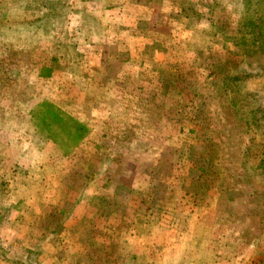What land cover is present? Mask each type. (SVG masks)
I'll return each mask as SVG.
<instances>
[{
    "label": "crops",
    "instance_id": "1",
    "mask_svg": "<svg viewBox=\"0 0 264 264\" xmlns=\"http://www.w3.org/2000/svg\"><path fill=\"white\" fill-rule=\"evenodd\" d=\"M185 5L186 0H100L94 5L97 13L88 18L99 25L91 31L102 38L99 48L84 52L81 74L69 64V83L55 88L53 101L45 99L85 127L71 153L63 155L37 135L34 145L27 141L33 134L26 123L43 98L32 106L16 102L15 95L6 99L9 110L0 115V227L5 224L10 238L26 248L20 262L219 264L199 247L191 227L197 230L198 217L210 212L199 201L216 192L209 185L199 190L195 168L181 165V156L170 149H184L191 132L180 118L173 120L166 103L173 98L170 73L196 53L184 46L189 35L182 25L189 22ZM25 72L18 77L21 86L30 79ZM174 95L184 103L189 99L180 90ZM190 167L195 177L189 176ZM80 169L85 172L81 189H66L64 179ZM95 200L106 205L100 208ZM35 229L41 242L22 244ZM7 241L1 237L0 248L9 245L10 251ZM7 258L3 253L0 264H15L14 257Z\"/></svg>",
    "mask_w": 264,
    "mask_h": 264
},
{
    "label": "rangeland",
    "instance_id": "2",
    "mask_svg": "<svg viewBox=\"0 0 264 264\" xmlns=\"http://www.w3.org/2000/svg\"><path fill=\"white\" fill-rule=\"evenodd\" d=\"M99 1L0 0L6 8L0 15V115L5 116L10 105L6 99L14 95L16 102L31 106L41 98L52 100L55 88L70 81L69 64L82 73L84 52L99 48L102 40L91 34L99 25L88 18L97 13L94 5ZM185 8L189 22L182 25L189 35L184 46L196 53L186 55L170 73L173 98L166 103L176 116L173 120L180 118L191 132L182 143L184 149H170L176 158L181 156V165L195 168L199 190L209 185L216 192L212 199L199 201L210 212L198 217L197 230L191 227L199 247L219 264H264V0H186ZM241 38L248 49L239 45ZM23 72H30V79L21 86L18 77ZM96 72L93 78L98 81L101 75ZM179 90L188 93L186 103L174 99ZM13 122L19 123V117ZM27 141L38 142L31 134ZM191 167L189 176L195 177ZM84 173L78 170L66 177L65 188L77 193ZM94 204L106 205L96 200ZM4 229L5 224L0 236L12 242V248H0V258L4 253L20 260L26 248L20 239L10 238L7 229L5 236ZM34 231L22 244L32 247L39 241L41 231Z\"/></svg>",
    "mask_w": 264,
    "mask_h": 264
},
{
    "label": "trees",
    "instance_id": "3",
    "mask_svg": "<svg viewBox=\"0 0 264 264\" xmlns=\"http://www.w3.org/2000/svg\"><path fill=\"white\" fill-rule=\"evenodd\" d=\"M0 9L3 11L2 14L0 13L3 17L6 8L0 5ZM238 42L240 46L242 45L243 50H246L245 41L241 38ZM26 125V129L33 135L53 142L63 155L71 153L72 146L76 145L85 134V127L82 124L45 99L34 105ZM123 201L125 202V197ZM247 261L249 262V260ZM13 263L24 264L17 259H13Z\"/></svg>",
    "mask_w": 264,
    "mask_h": 264
}]
</instances>
